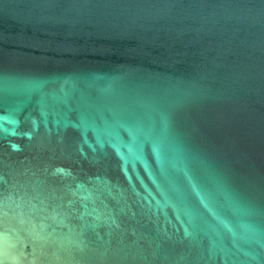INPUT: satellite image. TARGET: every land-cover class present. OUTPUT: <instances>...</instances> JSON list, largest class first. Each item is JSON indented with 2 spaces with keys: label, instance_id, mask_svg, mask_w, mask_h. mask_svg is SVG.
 <instances>
[{
  "label": "water",
  "instance_id": "95a60500",
  "mask_svg": "<svg viewBox=\"0 0 264 264\" xmlns=\"http://www.w3.org/2000/svg\"><path fill=\"white\" fill-rule=\"evenodd\" d=\"M0 264H264V0H0Z\"/></svg>",
  "mask_w": 264,
  "mask_h": 264
}]
</instances>
